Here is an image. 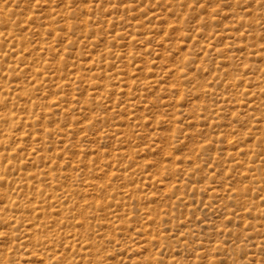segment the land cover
I'll return each instance as SVG.
<instances>
[{"label":"rangeland","instance_id":"1","mask_svg":"<svg viewBox=\"0 0 264 264\" xmlns=\"http://www.w3.org/2000/svg\"><path fill=\"white\" fill-rule=\"evenodd\" d=\"M0 264H264V0H0Z\"/></svg>","mask_w":264,"mask_h":264}]
</instances>
